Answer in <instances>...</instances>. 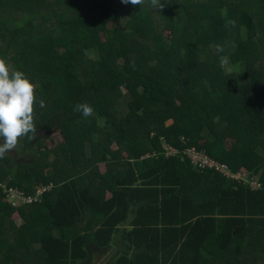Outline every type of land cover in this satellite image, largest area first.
I'll list each match as a JSON object with an SVG mask.
<instances>
[{"label":"trees","instance_id":"1","mask_svg":"<svg viewBox=\"0 0 264 264\" xmlns=\"http://www.w3.org/2000/svg\"><path fill=\"white\" fill-rule=\"evenodd\" d=\"M161 3L0 0L36 98L0 159V264H264V0Z\"/></svg>","mask_w":264,"mask_h":264},{"label":"clouds","instance_id":"2","mask_svg":"<svg viewBox=\"0 0 264 264\" xmlns=\"http://www.w3.org/2000/svg\"><path fill=\"white\" fill-rule=\"evenodd\" d=\"M122 4L139 6L144 0H121ZM149 6L161 10L165 5L161 0H149ZM227 24L235 27V21ZM217 53L224 51L223 46L216 45ZM227 56L220 57V63L226 65ZM34 85L29 82L25 74L9 68L4 59H0V159L17 148L18 140L28 136L34 139L36 128L33 122V104L35 101ZM40 107L45 104L41 100ZM85 118L91 116L94 109L88 103H77L73 109ZM31 134V135H29Z\"/></svg>","mask_w":264,"mask_h":264},{"label":"rangeland","instance_id":"3","mask_svg":"<svg viewBox=\"0 0 264 264\" xmlns=\"http://www.w3.org/2000/svg\"><path fill=\"white\" fill-rule=\"evenodd\" d=\"M18 14H16V16H17ZM15 16V15H14ZM7 56H9L10 57V54H8L7 53ZM232 68H230V70H231ZM232 72H233V70H232ZM162 148L166 151V156H170V155H173V150L170 148V146L169 145H166L165 143H162ZM203 156H206V157H209V156H207L206 154H204V153H201ZM210 158V157H209ZM191 159H192V161L194 162H200L201 164H203V165H205V161H203V159L200 157V156H195L194 155V153L193 154H191ZM214 160V159H213ZM216 163H219L218 161H216V160H214ZM221 170L222 169H224L223 167H219ZM223 171V174H225V175H227V176H231V174L230 173H228L227 172V167L224 169V170H222ZM239 177H240V175H237V176H233L232 178L235 180V181H238L239 180ZM250 183V182H249ZM251 183H256L255 182V180H254V182H251ZM12 190H14V189H12ZM10 193V195H9V198H8V201H9V199L11 198L10 196L12 195V194H14V192L13 191H11V192H9ZM11 204L12 205H15V206H17V204L15 203V202H11ZM15 220V219H14ZM19 222V221H18Z\"/></svg>","mask_w":264,"mask_h":264},{"label":"built area","instance_id":"4","mask_svg":"<svg viewBox=\"0 0 264 264\" xmlns=\"http://www.w3.org/2000/svg\"><path fill=\"white\" fill-rule=\"evenodd\" d=\"M170 148L173 150V153L176 152V149L172 148L171 146H170ZM201 153L196 152V153H194V155L195 156H200L203 159V161L206 162L205 165L202 164L203 166H206V167H216V169H218L219 171L221 170L219 167H223L224 169L226 168L225 165L222 166L219 163H216L212 158L203 156ZM224 169H222V170H224ZM255 184L256 183H253V185H255Z\"/></svg>","mask_w":264,"mask_h":264}]
</instances>
